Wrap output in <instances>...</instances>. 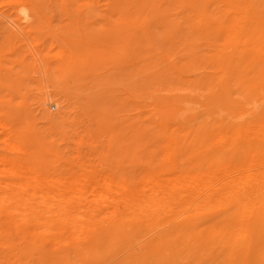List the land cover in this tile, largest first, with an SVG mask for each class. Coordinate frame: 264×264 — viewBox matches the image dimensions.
<instances>
[{
  "label": "bare ground",
  "instance_id": "obj_1",
  "mask_svg": "<svg viewBox=\"0 0 264 264\" xmlns=\"http://www.w3.org/2000/svg\"><path fill=\"white\" fill-rule=\"evenodd\" d=\"M0 37V264H264V0H0Z\"/></svg>",
  "mask_w": 264,
  "mask_h": 264
},
{
  "label": "rangeland",
  "instance_id": "obj_2",
  "mask_svg": "<svg viewBox=\"0 0 264 264\" xmlns=\"http://www.w3.org/2000/svg\"><path fill=\"white\" fill-rule=\"evenodd\" d=\"M5 41H4V39H3V37H0V44H3ZM8 53V57L7 58H10V59H14V56L13 55H11L9 52H7ZM15 57H17L16 55H15ZM54 111H53V113H55L56 112V110L55 109H53ZM68 110H70L69 108L67 109V111Z\"/></svg>",
  "mask_w": 264,
  "mask_h": 264
}]
</instances>
